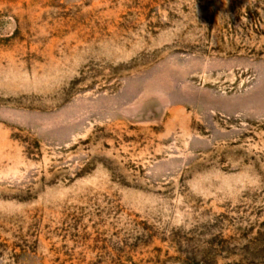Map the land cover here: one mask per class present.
Wrapping results in <instances>:
<instances>
[{
  "label": "rangeland",
  "instance_id": "374dc122",
  "mask_svg": "<svg viewBox=\"0 0 264 264\" xmlns=\"http://www.w3.org/2000/svg\"><path fill=\"white\" fill-rule=\"evenodd\" d=\"M0 264H264V0H0Z\"/></svg>",
  "mask_w": 264,
  "mask_h": 264
}]
</instances>
